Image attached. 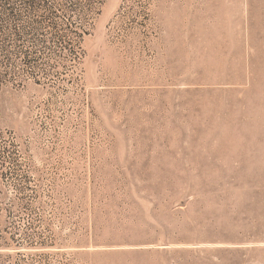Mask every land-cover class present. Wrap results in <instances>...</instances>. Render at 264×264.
<instances>
[{
	"label": "rangeland",
	"instance_id": "obj_1",
	"mask_svg": "<svg viewBox=\"0 0 264 264\" xmlns=\"http://www.w3.org/2000/svg\"><path fill=\"white\" fill-rule=\"evenodd\" d=\"M0 264H264V0H0Z\"/></svg>",
	"mask_w": 264,
	"mask_h": 264
}]
</instances>
